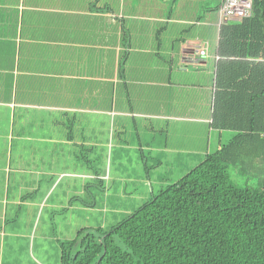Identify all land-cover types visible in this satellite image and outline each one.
Listing matches in <instances>:
<instances>
[{"label":"crops","instance_id":"0c3cea01","mask_svg":"<svg viewBox=\"0 0 264 264\" xmlns=\"http://www.w3.org/2000/svg\"><path fill=\"white\" fill-rule=\"evenodd\" d=\"M202 2L206 0H0V128L8 134L0 140L10 139L13 148L15 141L28 138L15 135L14 129L37 122L49 129L40 141L71 147L79 144L64 131L72 123L82 143L93 149L96 126L105 129L108 143L115 128L121 134L131 122L138 130L140 120L151 125L155 141L166 137L164 149H152L168 153L165 164L179 174L185 157H206L218 56L217 47L214 57L210 46L204 47L205 30L215 26L219 41L220 26L230 19L220 14L218 27L201 21L197 9ZM203 48L205 57L199 54ZM201 142L203 149L197 146ZM10 144L1 143L0 154ZM0 219L7 221L6 210ZM72 236L39 235L36 244V235H0V255L8 238L23 239L31 254L48 240L51 254L45 260L25 262L60 264L57 239Z\"/></svg>","mask_w":264,"mask_h":264},{"label":"trees","instance_id":"16d2710c","mask_svg":"<svg viewBox=\"0 0 264 264\" xmlns=\"http://www.w3.org/2000/svg\"><path fill=\"white\" fill-rule=\"evenodd\" d=\"M252 6L217 45L210 129L235 136L109 230L58 238L60 264H264V0ZM239 164L260 167L257 190L230 184Z\"/></svg>","mask_w":264,"mask_h":264},{"label":"rangeland","instance_id":"374dc122","mask_svg":"<svg viewBox=\"0 0 264 264\" xmlns=\"http://www.w3.org/2000/svg\"><path fill=\"white\" fill-rule=\"evenodd\" d=\"M222 4L223 0H206L205 5L202 2L197 9L200 20L213 21L218 27ZM229 21L238 22L236 19ZM205 32L207 44L204 47L210 46V55L214 57L218 29L214 26L206 28ZM213 64L214 58L209 66ZM190 101L194 104L195 99L190 96ZM211 105L209 93L205 98L206 110L209 111ZM138 123L139 132L131 122H127L121 134L115 128L114 137L108 143L103 138L105 129L96 126L92 136L93 149H87L79 139V129L67 126L64 129L66 135L71 133L74 142L79 144L70 143L69 147L57 142V148L52 143L45 144L39 140L40 135L49 129H43L37 122L36 126L14 129L15 135L24 133L28 138L20 143L15 141L13 148L10 139L0 140V144L11 145L10 150L0 154V203L3 205L0 213L5 210L7 213L6 223L0 219V235H36V238L39 235H73L74 238L83 228L109 230L143 206L161 188L176 182L204 160L202 156L185 157V170L179 174L178 168L165 164L168 153L152 149H164L166 137L155 141L151 125L143 126L140 120ZM10 130L9 135H12L13 128ZM6 134L7 129L0 128V135ZM234 136L235 133L230 131L220 135L210 130L205 152H214L219 144L228 143ZM171 145L170 140L168 147ZM46 146L49 150L44 148ZM197 146L203 149L202 142ZM62 147L73 149V152H62ZM257 167L246 164L232 167L230 184L242 190H257L263 178ZM43 245L42 250L35 247L31 254L25 251L23 239L8 238L0 260L4 264H26L25 261L32 257L45 260L51 249L48 240L43 241Z\"/></svg>","mask_w":264,"mask_h":264},{"label":"built area","instance_id":"2783aa9c","mask_svg":"<svg viewBox=\"0 0 264 264\" xmlns=\"http://www.w3.org/2000/svg\"><path fill=\"white\" fill-rule=\"evenodd\" d=\"M252 0H223L221 6V15L225 19L240 20L252 15ZM201 57H205L207 51L205 48L199 52Z\"/></svg>","mask_w":264,"mask_h":264}]
</instances>
